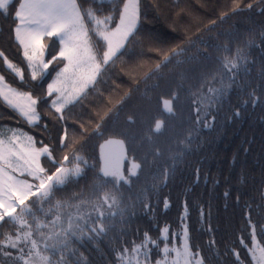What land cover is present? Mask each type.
<instances>
[{"label": "trees", "instance_id": "trees-1", "mask_svg": "<svg viewBox=\"0 0 264 264\" xmlns=\"http://www.w3.org/2000/svg\"><path fill=\"white\" fill-rule=\"evenodd\" d=\"M78 3L85 9H99L100 18L113 14L115 20L118 8L113 5L122 6V0ZM249 3L252 8L245 7ZM139 5L135 36L102 69L98 82L63 110L62 120L42 100L38 105L41 121L29 127L0 101V134L6 136L19 128L35 137L37 147L50 145L58 160L66 154L84 157L87 164L82 162L85 171L81 177L58 187L52 203L83 193L85 198L98 200V206L107 207L104 191L115 192L119 208L125 209L123 222L117 213L107 236L96 244L77 243L78 254L86 257L82 264H119L116 251L130 247L133 241L144 242L145 232L149 240L157 241L148 245L151 264H156L165 244L180 242L185 225L190 251L193 256L199 251L200 256L195 257L203 264H239L234 251L244 264H252L240 239L250 247L254 227L257 241L264 246L260 231L264 225V5L258 0H242L236 11V0H139ZM16 6L18 0L10 5L9 15L0 13V50L25 70V82L6 68L3 58L0 75L20 90L43 96L55 69L40 82L31 81L12 38L11 13ZM94 39L97 54L102 56L105 45ZM58 47L53 39L47 58ZM173 49H177L175 54H171ZM238 53L241 59L236 61L233 79L223 64ZM165 55L169 61H164ZM212 76L215 86L225 89V96L211 106L208 119L212 123L204 127L196 123L193 99L198 98L201 81ZM174 93L178 94L174 114L166 115L162 101L172 99ZM61 134H66L64 148L59 143ZM106 141L117 143L140 167L127 184L111 180L106 188L97 190L94 185L102 178L100 146ZM176 156L178 160L173 159ZM42 164L54 170L46 157ZM165 197L170 203L167 210ZM144 204L150 208L145 210ZM50 206L37 205L43 209L37 216L43 217ZM164 227L169 228L167 240L161 236ZM12 228L0 222V239ZM0 264L10 262L0 256Z\"/></svg>", "mask_w": 264, "mask_h": 264}, {"label": "snow or ice", "instance_id": "snow-or-ice-1", "mask_svg": "<svg viewBox=\"0 0 264 264\" xmlns=\"http://www.w3.org/2000/svg\"><path fill=\"white\" fill-rule=\"evenodd\" d=\"M16 2L17 0H0V13L9 15L10 5ZM241 3L242 0H236L234 11L240 9ZM258 3L264 5V0H258ZM113 7L118 8V20H115L113 14L100 18L99 9H85L78 0H18V6L11 13L15 25L12 38L26 63L30 79L43 80L50 69H55V75L46 84L43 96L20 90L7 83L4 75H0V101L26 121L29 127L38 126L41 121L38 105L42 100L47 101L50 109L59 114V119L62 120L63 110L78 102L98 82L102 69L114 62V58L138 30L139 0H122V6ZM245 7L252 8L253 4L249 3ZM261 10L264 11V7ZM113 22L114 27L111 26ZM215 23L212 22L213 25ZM94 37L105 45L102 56L97 54ZM53 39L59 47L55 54L47 58ZM176 52L177 49H173L171 54ZM0 58H3V64L20 82H25V70L21 66L12 62L2 50ZM240 59L238 53L232 60L226 58L223 64V68L232 74L233 79L238 70L236 61ZM164 61H169L168 55L164 56ZM156 67H161V64ZM215 84V76L202 80L200 91L196 94L198 98L193 99L196 123L203 124L204 127L211 126L212 121L208 119L211 106L225 96V89L216 87ZM177 98L178 94L174 93L172 99L162 101V110L166 115L174 114L173 101ZM159 128L160 125H157V130ZM187 142L190 143V138ZM41 143L43 144L42 141ZM59 143L62 148L66 146V134H61ZM100 148L102 178L98 179L94 187L103 190L111 180L127 184L128 178L123 174L121 166L116 164L110 142L106 141ZM43 157L52 161L54 170L42 164ZM173 159L178 160L179 156ZM82 162L87 164L84 157L78 154L74 157L66 154L62 159H56L50 145L37 147L35 137L22 129H11V135L7 137L0 134V222L13 226L0 239V256L10 264H82L86 257L83 253L78 254L77 243L96 244L100 237L107 236L113 230V219L117 213L123 222L125 209L119 208L116 194L111 190L103 193V204L107 207L98 206V200L85 198L83 193H73L67 199L52 203L54 191L58 187L66 186L74 178L81 177L85 171ZM139 167L133 163L129 169L130 176H136ZM167 175L166 172L165 176ZM227 195L225 193V197ZM45 204L51 206L44 210L43 217H38L37 212L43 209L37 205ZM163 207L165 210L170 207L167 197ZM144 208L148 210L150 205L144 204ZM249 224L251 225V221ZM260 231L264 233V225ZM168 233L169 228L164 227L161 232L164 240H167ZM175 236L173 233V239ZM181 239L182 250L169 248L165 244L162 251L165 255L175 253L178 259L171 261V264H180L181 260L183 264H193L187 225L184 226ZM121 243L128 244L125 240H121ZM156 243V240H149V234L145 232L144 242L133 241L130 247L125 246L116 251V260L119 264H151L148 245ZM240 245L247 248L252 264H264V246L257 241L254 227L251 246L248 247L243 238L240 239ZM234 254L239 264H244L238 252L234 251ZM195 256H200L199 251ZM156 264L167 262L157 260ZM194 264H203V261L196 258Z\"/></svg>", "mask_w": 264, "mask_h": 264}, {"label": "flooded vegetation", "instance_id": "flooded-vegetation-1", "mask_svg": "<svg viewBox=\"0 0 264 264\" xmlns=\"http://www.w3.org/2000/svg\"><path fill=\"white\" fill-rule=\"evenodd\" d=\"M110 146L113 149V155H114V160L117 165L121 166L123 174L128 178L132 177L129 174V169L131 168L132 164L134 163L130 159L127 158L125 155L124 150L119 149V146L115 142H110ZM102 160V159H101ZM103 165V161H102Z\"/></svg>", "mask_w": 264, "mask_h": 264}, {"label": "rangeland", "instance_id": "rangeland-1", "mask_svg": "<svg viewBox=\"0 0 264 264\" xmlns=\"http://www.w3.org/2000/svg\"><path fill=\"white\" fill-rule=\"evenodd\" d=\"M41 80H38V81H36V82H40ZM8 135H11V132L10 133H7L6 134V136H4V137H7ZM182 237V236H181ZM169 243V248H172V247H176L177 249H181L182 250V239L180 238V242L177 244V243H175V242H173L172 244H170V242H168ZM163 250V249H162ZM161 250V259L160 260H163V261H166L167 262V264H171V261H173V260H177L178 258L176 257V255H175V253L174 252H170V253H168L167 255H165L164 253H163V251ZM151 258H150V256H149V260H150ZM194 259H196V257L195 256H193V264H194ZM180 264H183V261L181 260L180 261Z\"/></svg>", "mask_w": 264, "mask_h": 264}]
</instances>
